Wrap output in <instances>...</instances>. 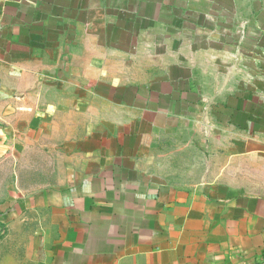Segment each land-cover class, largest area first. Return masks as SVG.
<instances>
[{"label": "crops", "instance_id": "0c3cea01", "mask_svg": "<svg viewBox=\"0 0 264 264\" xmlns=\"http://www.w3.org/2000/svg\"><path fill=\"white\" fill-rule=\"evenodd\" d=\"M201 1L0 0V264H264L256 94L222 93L219 63L193 45L124 80L103 72L118 67L108 52L92 66L76 45L94 17L177 9L202 37Z\"/></svg>", "mask_w": 264, "mask_h": 264}, {"label": "rangeland", "instance_id": "374dc122", "mask_svg": "<svg viewBox=\"0 0 264 264\" xmlns=\"http://www.w3.org/2000/svg\"><path fill=\"white\" fill-rule=\"evenodd\" d=\"M191 8L194 13L213 20L210 23L203 19L204 26H198L202 29V37L190 36L195 28L194 23L184 22V13L181 14L177 9L171 14L163 12V18L170 20L167 24L147 23L137 19L132 21L129 13L105 24L94 17L87 29H91L95 38L76 37V45L85 43L90 51L85 57L91 56L92 66L98 63V57L102 56L103 51L108 52L107 61L118 67L103 72L107 77L122 80L137 76L140 79L157 76L162 72L160 66L164 62L180 60V56H184L178 55L179 51H183L181 47L193 45L209 54L212 61L219 63L217 75L224 84L220 89L222 93L225 94L228 88L231 93L256 94L259 102L248 104L255 109H264V0H202L197 7ZM178 17L182 20H178ZM196 25L199 23L195 22ZM148 26L151 32L155 31V35L132 37L136 30L146 35ZM132 50L140 52L132 53ZM131 62H138L139 69H129ZM99 72L95 69L75 70L76 84L84 85L83 82L87 84L93 81ZM78 87L75 88L76 92ZM204 93H210V88L204 87Z\"/></svg>", "mask_w": 264, "mask_h": 264}]
</instances>
